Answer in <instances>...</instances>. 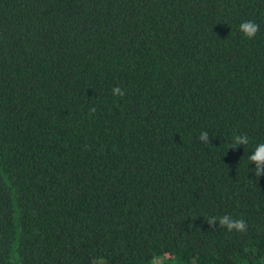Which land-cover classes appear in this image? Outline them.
<instances>
[{"label":"trees","instance_id":"obj_1","mask_svg":"<svg viewBox=\"0 0 264 264\" xmlns=\"http://www.w3.org/2000/svg\"><path fill=\"white\" fill-rule=\"evenodd\" d=\"M261 143L264 0H0V264H264Z\"/></svg>","mask_w":264,"mask_h":264},{"label":"clouds","instance_id":"obj_2","mask_svg":"<svg viewBox=\"0 0 264 264\" xmlns=\"http://www.w3.org/2000/svg\"><path fill=\"white\" fill-rule=\"evenodd\" d=\"M259 24H257L255 21L247 20L242 22L239 25V29L243 32V34L249 38L252 39L256 36L257 32L259 31ZM113 95L116 96H124V91L121 90L119 86L113 88ZM91 111H95V108H93ZM206 134H201L200 138L204 139ZM237 142H243L246 145L249 143L248 139L245 137L243 139H238ZM249 160L252 162H255L256 168L254 169V172L257 176L261 174V163H264V143L259 144V146L255 149V152L249 156ZM216 217L213 216L208 221L211 225L213 221H215ZM220 225L227 229L228 232H237V233H246L248 231V224L243 219H235L231 215H223L220 217ZM168 257L166 255L162 256L160 254L154 255V257L151 259L150 264H164V261H166ZM91 264H107V258L103 256H93L91 258Z\"/></svg>","mask_w":264,"mask_h":264}]
</instances>
